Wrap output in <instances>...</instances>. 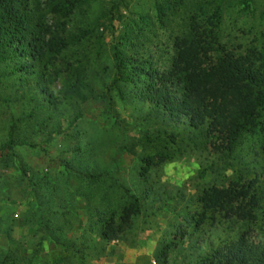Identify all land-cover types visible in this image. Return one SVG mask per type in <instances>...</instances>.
I'll list each match as a JSON object with an SVG mask.
<instances>
[{
	"label": "rangeland",
	"instance_id": "1",
	"mask_svg": "<svg viewBox=\"0 0 264 264\" xmlns=\"http://www.w3.org/2000/svg\"><path fill=\"white\" fill-rule=\"evenodd\" d=\"M54 21L69 40L57 66L82 97L64 99L62 78L41 81L40 66L11 75L16 60L0 63V264H157L163 250L183 264L241 233L264 247V107L226 153L205 133L158 134L166 123L133 96L192 34L235 56L264 47V0H85ZM241 186L254 220L204 211L206 191ZM134 202L131 227L103 242L106 220Z\"/></svg>",
	"mask_w": 264,
	"mask_h": 264
},
{
	"label": "trees",
	"instance_id": "2",
	"mask_svg": "<svg viewBox=\"0 0 264 264\" xmlns=\"http://www.w3.org/2000/svg\"><path fill=\"white\" fill-rule=\"evenodd\" d=\"M82 1L85 0H0V63L16 60L11 75L34 71L40 66L41 81L61 79L57 55L69 40L60 29L61 22L48 25L46 17L65 19ZM157 7L161 18V5ZM215 36L192 34L182 40L172 68L162 74L146 72L147 82L136 84L133 96L150 106V115L166 123L167 128L158 134L176 138L182 132L205 133L212 144L219 143L217 150L232 153L241 136L256 128L254 120L264 107V47L235 56L218 44L207 42ZM114 56L116 70L124 72L126 58L117 50ZM65 80L62 78V97H82L79 86ZM42 93L54 98L49 87L43 88ZM157 157L160 163L170 159L163 153ZM149 162L152 164V159ZM201 203L205 212H225L229 218L251 221L255 218L257 199L243 186L211 188L203 194ZM139 210L134 202L117 221L106 220L101 240L105 243L118 240L131 227ZM204 218L202 214L200 222ZM154 258L157 264H167V251H158ZM183 264H264V247L250 242L248 235L241 233L220 246L211 245L208 255H199L194 261L185 257Z\"/></svg>",
	"mask_w": 264,
	"mask_h": 264
},
{
	"label": "crops",
	"instance_id": "3",
	"mask_svg": "<svg viewBox=\"0 0 264 264\" xmlns=\"http://www.w3.org/2000/svg\"><path fill=\"white\" fill-rule=\"evenodd\" d=\"M143 253H144V251H142ZM137 253V252H136ZM139 253H141V252H138L137 254H139ZM124 263H126V261H124ZM127 264V263H126Z\"/></svg>",
	"mask_w": 264,
	"mask_h": 264
}]
</instances>
